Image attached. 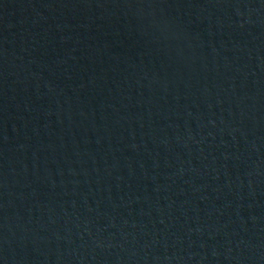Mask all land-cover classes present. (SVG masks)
Wrapping results in <instances>:
<instances>
[{"label":"water","instance_id":"obj_1","mask_svg":"<svg viewBox=\"0 0 264 264\" xmlns=\"http://www.w3.org/2000/svg\"><path fill=\"white\" fill-rule=\"evenodd\" d=\"M0 264H264V0H0Z\"/></svg>","mask_w":264,"mask_h":264}]
</instances>
